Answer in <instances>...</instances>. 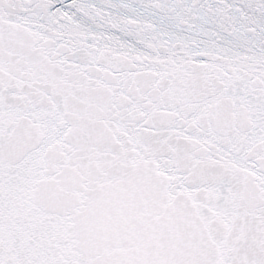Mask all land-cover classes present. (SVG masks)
Segmentation results:
<instances>
[{
  "label": "snow or ice",
  "instance_id": "6c2138e0",
  "mask_svg": "<svg viewBox=\"0 0 264 264\" xmlns=\"http://www.w3.org/2000/svg\"><path fill=\"white\" fill-rule=\"evenodd\" d=\"M0 264H264V0H0Z\"/></svg>",
  "mask_w": 264,
  "mask_h": 264
}]
</instances>
